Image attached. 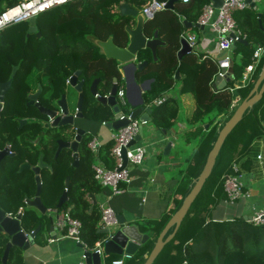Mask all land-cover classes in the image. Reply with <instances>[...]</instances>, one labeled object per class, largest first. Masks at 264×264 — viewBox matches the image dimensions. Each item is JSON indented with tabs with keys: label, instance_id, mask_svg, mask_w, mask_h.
<instances>
[{
	"label": "trees",
	"instance_id": "16d2710c",
	"mask_svg": "<svg viewBox=\"0 0 264 264\" xmlns=\"http://www.w3.org/2000/svg\"><path fill=\"white\" fill-rule=\"evenodd\" d=\"M19 1L0 0V11ZM124 1L130 5L142 6L147 0H71L36 15V25L38 31L40 30V35L36 32L27 34L28 20L3 27L0 30V78H8L11 64L20 62V68L15 73V80L19 81L20 74H29L31 71L29 69L35 68L31 62V59L35 58H46L50 61L49 74L53 80H57L55 74L62 61H67V66L73 65L72 68L85 67L88 58L94 59L99 65L114 64L113 58L106 59L104 54L99 52L98 45L90 36L102 38L109 34L113 36L117 44L119 41L125 44L127 33L124 28L126 20L124 17L126 16L119 14L118 7ZM207 1L209 0H188L187 2L178 0L175 6L186 19L195 22L202 6ZM163 11L166 13L163 17L156 14L149 21L152 27L157 26L158 34L166 36L167 42L159 47V49L163 47V52L166 54L163 57L158 54V58L152 60L150 50L142 49L138 59L147 58L148 65L143 70L137 71L136 76L139 80L144 77L154 78L151 87L143 92V96L147 103L152 104L153 119L162 123L166 129L176 121L180 110L176 95L164 96V91L171 87L175 79L176 69L180 74L178 91L180 93L189 92L193 96L195 104L187 120L192 128L188 133L189 137L197 136L200 143L205 142V153L199 163H192V166L196 167L193 178L191 176L189 178L187 185L189 191L219 129L237 106L233 104L234 97L241 87L235 89L234 92L230 90V87L243 73L242 68L251 60L255 47L264 46V9L258 11L248 6L233 12L237 27L246 42H235L231 49L234 78L230 79L223 88L217 90L211 87L212 79L218 71L214 58L207 55L199 59L195 52H189L178 59L176 50L183 26L176 12L168 8ZM86 34L90 35L87 37ZM72 68H66L64 77L70 74ZM251 83H248L246 88H249ZM156 97H160V101L155 103ZM242 98L243 95L240 99ZM261 100L260 98L249 106L241 119L226 135L210 174L183 216L175 236L167 244L172 247L177 239L180 240V247L175 254L172 252L169 254L172 257L170 260L167 258V263L170 261L169 263L172 264H264V222L253 224L240 215L220 219L210 217L213 205L219 201L218 199L226 196L220 177L223 173L231 171L232 161L237 162L240 170H242L241 166L247 163L252 167L256 164L253 160L258 140L264 134L261 124L263 112L261 109L259 112L258 108ZM84 115L100 122L113 117L111 110L103 107L93 109L87 107ZM206 122L209 124L204 127ZM62 127L65 130L60 129L59 126L49 127L46 134L35 125L32 162L36 163L39 153L42 152L43 160L52 166L51 169L43 167L41 170L40 197L46 207L56 208V203L64 188V178L69 175L67 199L59 208H67L72 216L80 219V237L89 248H92L96 240L106 236V233L97 231L100 227L101 208L98 202L93 203L89 198L91 193L97 194L103 189L94 178L92 164L93 159H96L108 167L114 165L110 154L112 139L110 137L100 138L97 152L94 153L87 145L93 133L86 130L78 144V165L73 167L70 148H62L57 157L53 156L56 138L61 135L62 138L69 139L74 134V127L70 125ZM18 150L21 152V146ZM21 160L20 156L13 161L18 163ZM29 174V181L22 183L20 180L22 174L11 169L10 183L0 190V205L12 214H16L21 208L23 223L28 231L38 223L45 226L48 222L46 213H38L35 207L27 205L24 201V197H31L35 190L32 172L30 171ZM41 232L42 228L36 234V240L42 237ZM149 232V238L136 252L142 255L141 260L145 258L144 253L152 248L159 230L151 226ZM4 242V239H0V255L4 249ZM20 262V248L14 247L5 264H19ZM158 262L159 255L152 264H158Z\"/></svg>",
	"mask_w": 264,
	"mask_h": 264
},
{
	"label": "crops",
	"instance_id": "0c3cea01",
	"mask_svg": "<svg viewBox=\"0 0 264 264\" xmlns=\"http://www.w3.org/2000/svg\"><path fill=\"white\" fill-rule=\"evenodd\" d=\"M176 1H174V7ZM179 1L182 2V0ZM130 6L137 8L140 11V8L138 6L136 5H130ZM174 7L172 9H174ZM252 7L256 8L258 11H261L262 9H264L263 0H255V6ZM166 8L167 7H165L164 9ZM164 9L157 10L154 16L157 14V16L163 17L166 14L163 11ZM119 14H120V10H119ZM177 17L181 22L183 28L179 34V38H178L179 45L176 50V55H177V51L181 47L180 38L185 37L184 35L187 28L191 29L194 27V25H192L191 27L185 26V24L183 23V19L186 18L181 12H177ZM195 27H197V30L189 29L186 32V33L189 32L194 33L196 35L195 48L194 49L192 48V51L190 52H195V54L199 59L207 55L213 57L216 64L218 65L217 73H219V71H221V67L219 65L218 58L216 57V55L221 50H219L217 47L215 31L205 25L203 27H199V26H195ZM156 28L157 26L154 27V29ZM151 31H154L152 27H148L145 30L146 35L151 36L153 33ZM158 36L160 39L165 41V43L167 42L166 40L167 38L164 34L161 35L158 34ZM164 44L161 43L157 45V50L159 49L160 46ZM157 50H156L157 58H158V54L161 57H163L166 54L165 52H163V47L159 49V52ZM228 55L229 57L232 56V54H228ZM152 60H155L153 59V55H152ZM251 61H252V57L248 63H250ZM147 65L148 62L143 66L142 69H139L137 71L143 70ZM245 66H243L242 68L243 71L245 69ZM263 67H264V53H262L260 59L255 63V67L252 71H250L249 73L250 77L245 83H243L240 78L242 73L239 75L238 80L234 81L233 86H231L234 88L230 90L234 92L235 89L240 87L241 90L236 93L233 104L238 105L242 101V99L249 94L251 89L254 87V84ZM137 71L135 72V75ZM124 75L126 74L124 73ZM176 76L177 75H175V77ZM176 78H180V74ZM214 78L215 76L213 77L211 82L212 89L213 90L221 89L213 85ZM136 79L137 81L142 80V79L139 80L137 76ZM229 80H227V82ZM250 82H252L251 85L249 86V88H246V85ZM126 83L127 81L125 80V90H126ZM179 84H180V80H179ZM259 86L260 84L258 85V88ZM132 89H133L132 92H130V94L128 95L129 101H133L137 98V89L134 87ZM263 93L262 96L260 97L262 100L258 108H259V112L260 109L263 112L261 124L264 130V94ZM167 95H171V94H169L166 90L164 91V96ZM182 95L183 94H181L182 100L183 97H185L187 104L190 103V106H186L184 103L182 106L180 103L181 101L179 99V96H177V100L180 106L179 112H181L183 115H181V117H177L176 121H174L168 129H166L162 123L155 121L154 119H152V121L150 122L154 127V133L150 135L147 131H145L147 133L144 139L147 141V144L150 146L151 148L150 150L152 154L144 157L143 161L139 164L128 165L130 172L129 182H125V181L120 182V187H121L120 192L110 194L109 188L102 186L103 188L102 191L98 192L97 194H94L96 197V202H98L99 200L98 197L99 193L105 194V199L102 200V202L98 203L99 207H100V203L109 204L114 209L115 213L116 212L124 213L127 219H129L128 223L136 224L139 230L143 233L146 232L149 234L151 226H153V228H155L156 230H159V232L162 230V228L165 226L171 214L180 206L185 195L188 192L187 185L189 184V178L190 176L191 177L193 176L194 168L196 167V166H192V163L195 162L199 163L203 157V154L205 153L204 150L205 142L204 144L200 143V139L197 136L195 137L191 135L192 137H189V133H188V131L190 132V129L192 128V125L188 123L187 120L189 115L191 114L192 109L194 108L195 103L193 96L190 93L188 94V96L190 97L182 96ZM242 95L243 98L240 99ZM155 100L160 101V97H156ZM147 104L150 103H147L145 101V105ZM105 121L107 120H102L101 122L97 120L96 123H92V121H90L88 125L84 127L88 131L93 133V135H97L99 139L100 138L105 139L110 137L111 130L113 129V128H108L104 124ZM208 124L209 123H205L204 127L208 126ZM162 127L164 128L165 131H163ZM167 141H171V147L169 149L168 154H165L163 153V148L167 143ZM258 141L259 142L256 148L257 150H256L255 159L253 160V163L255 161L256 164L253 165L252 167L249 166V164L247 163L245 164V166H241L242 170H240V181L242 182L244 189L246 188L250 190L249 196L247 198L242 197L240 199H237L233 203H229L225 201L226 196L218 199L219 201H217L211 208L212 209L211 212L214 213L213 218L220 219L232 215H240L242 217L246 216L248 218L254 212L255 209L264 206V134L262 137L259 138ZM143 145L145 147L146 143L145 144L143 143ZM200 145L201 147H199ZM195 179L196 178H194V180ZM89 198L90 200H92L93 203H96L93 201L91 195L89 196ZM56 208L47 207V211H46V214L48 216L51 215L53 217L54 222L57 213ZM37 212L40 213L38 209ZM49 224L50 223L47 222L46 225L42 227V232H41L42 237L40 239L36 240V238L34 237L33 243H31L28 247L24 249L23 248L20 249L21 262L19 264H77L78 263V261L81 259V256L83 254V249L77 245V241L72 237L63 236L62 232L55 227L54 223H53L54 229L50 230ZM173 227L174 226L172 225L166 230L163 238L166 236H168L169 238L164 243V245L162 246L156 257L154 258L155 260L159 255L158 264H168L170 261L167 263V258H169L170 260V258L172 257L169 256V254L171 252L175 254V251L180 247L179 244L180 240L178 241V239L177 242L172 247L170 246V244L167 246L169 240L175 236V233L178 229L177 227L176 230H174ZM50 238H54V239L50 240ZM136 252L132 254V257L125 259L124 264H136L137 262H138L137 264H141L145 260V258L141 260L140 257L142 255H139ZM161 252L163 253V255ZM160 253H161V257H160ZM119 256H121V254L110 253L104 255L102 257V261L100 264H112L111 260ZM154 260L152 261V263L154 262ZM0 263L5 264L6 261L2 262L0 260Z\"/></svg>",
	"mask_w": 264,
	"mask_h": 264
},
{
	"label": "water",
	"instance_id": "95a60500",
	"mask_svg": "<svg viewBox=\"0 0 264 264\" xmlns=\"http://www.w3.org/2000/svg\"><path fill=\"white\" fill-rule=\"evenodd\" d=\"M174 1L176 0H167L166 7L172 9L174 7ZM223 0H213V4L215 6H219ZM249 3V6H255V0H245ZM120 14L129 15L131 17L130 21L134 22V25L130 23H126L124 28L127 33V43L124 46H120L116 44L113 40V36L109 35L105 39H101L98 37H90L99 47V52L103 53L106 58H113L115 59L118 64L121 66L122 71L126 74L124 75L126 83V96L130 92H132V88L137 89V98L133 101H129L130 106L132 107V117L138 116L143 123L140 126L138 133L129 141L128 144H132L135 141H139L142 138V135L145 131H147L150 135L154 133V127L150 123L153 119L152 115V104L145 105V99L142 95V92L146 89H149L151 86V81L153 77H147L142 79L141 81H137L135 72L139 69H142L143 66L147 63L146 59H142L140 61H135L138 59L140 55V51L142 49H150L153 59H157V45L161 43H165L162 39L158 36V29H154L151 36L146 35L144 32V23L149 21L150 19H146L143 12L139 11L137 8L131 7L126 1L121 2L119 4ZM260 22V18H259ZM28 31L29 32L37 30L36 25V16H31L28 18ZM183 23L186 27L199 26L203 27L204 25L199 23L198 21L192 22L188 21L187 19H183ZM40 35V31H38ZM233 34V33H231ZM238 41H245L244 37H240ZM181 47L177 51V57L181 58L183 54L192 51L191 46L189 45L188 41L185 37L180 38ZM234 44L231 46L230 50L219 51L216 57L218 58L219 65L221 67V73H217L215 75L213 85L217 88H223L226 85L227 80L234 78L233 73V60L229 57L228 60H224L223 57L226 54H231V49ZM17 69V65H14L11 69L10 76L8 77L6 82L0 83V96L4 93L3 85L11 82L12 77L14 76ZM78 70L76 71V73ZM176 75L178 76L179 70L176 69ZM75 73V74H76ZM128 73V74H127ZM75 74L72 76L74 77ZM176 76V77H177ZM97 79L93 80L91 83V95H93L96 100L100 101L103 104H108L110 106L111 112L113 113V117L111 120H107L104 124L108 128L117 129L118 127L125 125L128 122V118H119V105L116 102L115 94L117 91L116 84H112L108 90L106 95H96V89H93V85ZM260 84L259 88L258 85ZM79 90L81 89L78 86ZM264 91V67L261 69L259 76L254 84V87L251 89L249 94L242 99V101L236 106L233 113L229 116V118L224 122L222 127L219 129L216 139L213 142L212 147L207 153L205 162L197 175L196 179L190 190L185 195L182 203L180 206L171 214L169 219L167 220L165 226L159 232L152 248L150 251H146L144 253L145 260L141 264H151L164 243L168 240V236L164 237L166 230L170 226H174V230L180 224L183 216L187 212L190 204L200 191L205 179L210 174L213 165L215 163L216 156L219 152V149L226 137V135L230 132V130L235 126V124L241 119L244 111L249 107L252 106L255 101H257ZM61 100H58V105H61ZM82 102L83 96L82 93H79V97L77 100L76 112L71 113L68 107V103L65 101L64 108L62 106V111L59 114H56V111H51L48 113L49 118H52L51 126L57 125H72L74 127V134L72 138H58L57 139V146L54 151V157H57L60 150L62 148H70L72 151V161L71 165L76 167L78 165V144L82 138V135L87 130L82 125L76 124V118L83 117L84 113L82 112ZM163 131L164 128H162ZM146 132V133H147ZM171 147V141H167L163 148V153L168 154L169 149ZM122 165L118 167L121 168L126 165L127 158L125 154V147H122ZM2 152L0 151V157ZM42 167H48L51 169V164L45 162L42 158V153L39 154L37 163L31 166L32 171L34 172V179L36 183V189L32 197L25 196L24 201L27 205L33 206L39 210L40 213H46L47 207L41 200L40 193L42 188V179L40 170ZM22 169L20 166L19 170ZM70 176L66 175L64 178V189L61 195L58 198L56 203V207H61L63 202L67 199V188L69 185ZM91 197L94 202H96V197L94 194L91 193ZM22 209L20 208L16 214H12L7 212L1 205H0V239H4V249L2 254L0 255V260L5 262L9 256L10 251L14 247L18 248H26L31 243L34 242L35 235L41 230L43 224L38 223L32 230H27L24 226L23 218H22ZM117 221L112 226H104L99 227L97 229L98 232L106 233L105 240L103 242V252H97L92 250V248H83V244L80 241H77V245L83 249V254L85 255V261L87 264H100L102 261V257L104 255L114 253V254H122L123 252H128L134 254L137 250L140 249L141 245L148 239L149 234L143 233L139 230L138 226L133 223H128L129 219L124 215V213L116 212ZM244 219H247L246 216H243ZM47 219L49 224V229H54V220L53 217L47 215ZM188 264V263H186Z\"/></svg>",
	"mask_w": 264,
	"mask_h": 264
},
{
	"label": "built area",
	"instance_id": "2783aa9c",
	"mask_svg": "<svg viewBox=\"0 0 264 264\" xmlns=\"http://www.w3.org/2000/svg\"><path fill=\"white\" fill-rule=\"evenodd\" d=\"M71 0H20L14 5L7 6L0 11V30L12 23H17L23 20H28L31 16H36L39 13L56 5L64 4ZM187 2L188 0H182ZM167 0H147L142 8L141 12L144 13L146 19H152L155 12L166 7ZM249 3L245 0H223L219 6L213 4V0L207 1L201 9L197 21L205 26L210 27L216 33V42L219 50H230L231 46L243 37L240 29H238L236 21L233 16V12L237 9L248 7ZM233 33V34H231ZM182 35V34H181ZM191 48H195L196 35L194 33H187L184 35ZM262 53H264V46L257 45L252 53V61L245 66L240 78L245 83L250 77V71L255 67V63L260 59ZM224 60L229 59V55L226 54L223 57ZM219 73L223 74L221 71ZM234 87H230L233 89ZM125 86H118L116 95L121 99L123 103L126 102ZM127 98V96H126ZM128 100V98H127ZM156 101V100H155ZM157 102V101H156ZM119 105V101L117 102ZM129 103V101H128ZM130 104V103H129ZM120 107V106H119ZM119 118H128V122L125 125L112 129L110 137L112 138V144L110 146V154L113 157L114 165L112 167L106 166L104 163L98 161L92 164L94 178L103 187H108L110 194H114L121 191L120 182H129L130 172L128 163L139 164L145 157V147L138 141L132 144H128L129 141L138 133L143 120L138 116L132 117V107L128 113L119 109ZM100 139L97 135H93L87 142L88 147L92 152L96 153L99 146ZM125 147V154L127 158L126 165L119 168L122 165V147ZM224 191L226 192V200L229 203L235 202V200L242 197L247 198L250 190L244 189L243 184L240 181V169L236 161L231 163V171L224 173L220 177ZM101 217L100 227L112 226L116 223L117 218L114 209L106 203H100ZM56 219L54 225L62 232L63 236L72 237L76 241H80L84 248H89L86 243L80 237L81 221L79 218L70 214L67 208H56ZM253 224H260L264 222V206L257 208L246 219ZM54 238H50L53 240ZM106 238L96 240L92 247V250L102 253L103 242ZM132 257L131 253L125 252L117 258L111 260L112 264H124V260ZM77 264H86L85 255L82 254L81 259Z\"/></svg>",
	"mask_w": 264,
	"mask_h": 264
},
{
	"label": "flooded vegetation",
	"instance_id": "af4514ba",
	"mask_svg": "<svg viewBox=\"0 0 264 264\" xmlns=\"http://www.w3.org/2000/svg\"><path fill=\"white\" fill-rule=\"evenodd\" d=\"M124 16H126L124 17L126 19L125 24L130 23L131 17L126 14ZM130 24L134 25V22H131ZM148 27H152L150 21L144 23V32ZM152 29L154 30V27H152ZM37 30L32 32L38 34ZM108 36L109 34L101 39H105ZM118 43L120 46L126 45L127 38L124 45L122 44L123 42L120 43L119 41ZM143 59L147 60V58ZM140 60L142 59H136L135 61ZM31 62L35 65V68L29 70L33 72L30 71L29 74H20L18 76L20 79L19 81L15 80L14 74L11 82L3 85L4 93L0 96V151L2 152L0 157V190L10 183L11 169L22 174L20 177L22 183L29 181L30 171L34 178V172L31 169V166L37 163L32 162L34 156V129L35 125H37L42 133L47 134L49 127H52V118H49V112L56 111V114L61 113L65 101L68 103L70 112H76L77 100L80 92L83 96L81 108L83 113L87 107H91L92 109L95 107L110 109L108 104L101 103L91 95L92 81L97 79L93 85V89H96V95H106L112 84L115 83L116 88H118V86L122 85V79L125 81L124 72L116 60L114 63L115 65L111 63H107V65H99L94 59L88 58L84 65L85 67L76 66L74 68H72L73 65L70 64L67 66V61H62L61 66L57 68L58 72L55 74L57 80H53L50 77L49 71L51 64L48 59L35 58L31 59ZM11 65V69L14 65H17V69L20 68V62L12 63ZM66 68H72V71L67 77H64ZM77 70L78 72L76 73ZM74 74L75 76L72 77ZM7 79L8 78H0V83L6 82ZM78 86L81 87L80 90ZM115 98L116 102H118V96L116 94ZM58 100H61L60 102L62 106L58 105ZM75 120H77V118ZM67 125L57 126H59L60 129L65 130L62 126ZM61 137L62 136L60 135L56 138V146L57 139ZM19 146L22 148L21 152L18 150ZM20 156L22 157V160L15 163L13 160ZM20 166H22L21 170H19Z\"/></svg>",
	"mask_w": 264,
	"mask_h": 264
},
{
	"label": "rangeland",
	"instance_id": "374dc122",
	"mask_svg": "<svg viewBox=\"0 0 264 264\" xmlns=\"http://www.w3.org/2000/svg\"><path fill=\"white\" fill-rule=\"evenodd\" d=\"M263 3H264V0H263ZM139 8H140V10H141V6H138ZM172 11H174V12H179V9H178V7L177 6H175L174 7V9H172ZM106 26H108V24H106ZM104 27V26H103ZM102 28V27H101ZM100 28V29H101ZM99 29V30H100ZM190 28H187L186 29V32L189 30ZM192 30H197V28L194 26L193 28H191ZM190 29V30H191ZM185 32V35L187 34ZM87 35V37L90 35V34H86ZM175 81H174V83L172 84V86L167 90V92L169 93V94H173V95H176V96H179V99H180V103H181V105L183 106V103L186 105V106H190V103H188L187 104V101L185 100L186 98L185 97H183V100H182V98H181V94H183L182 96H188V94H189V92H185V93H179V91H178V88H179V80H180V78H176L175 77V79H174ZM121 84L124 86L125 85V81H124V79H122V82H121ZM191 94V93H190ZM188 97H190V96H188ZM125 99H126V102L125 103H123L122 101H121V99L118 97V100L117 101H119V106H120V110H122V111H124V112H126V113H128L129 111H130V104L128 103V100H127V98H126V96H125ZM183 108V107H182ZM181 115H183L181 112H179V115H178V117H181ZM184 117V116H183ZM90 121H92V123H96L97 122V120H95L94 118H92V117H90V116H86V115H84L83 117H79V118H77V120L75 121L76 122V124L77 125H82V126H86V125H88V123L90 122ZM206 123H208V122H206ZM163 128V127H162ZM146 137V132H144L143 133V135H142V138L138 141V142H140V143H146V145H145V149H146V152H145V157L147 156V155H151L152 153H151V148H150V146L147 144V141L144 139ZM94 160V162H98V160H96V159H93ZM128 165H130V163H128ZM98 197H99V200H98V203L99 202H102V200H104L105 199V194H103V193H99L98 194ZM212 211V209L210 210V217L211 218H213L214 217V213L213 212H211Z\"/></svg>",
	"mask_w": 264,
	"mask_h": 264
}]
</instances>
